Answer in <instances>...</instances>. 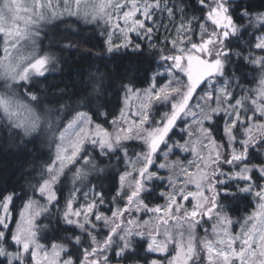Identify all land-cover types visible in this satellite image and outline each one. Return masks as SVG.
Instances as JSON below:
<instances>
[{"label": "snow or ice", "instance_id": "snow-or-ice-1", "mask_svg": "<svg viewBox=\"0 0 264 264\" xmlns=\"http://www.w3.org/2000/svg\"><path fill=\"white\" fill-rule=\"evenodd\" d=\"M196 3L0 0L5 144L49 145L0 192V264H264V4ZM70 51L97 63L67 94Z\"/></svg>", "mask_w": 264, "mask_h": 264}, {"label": "trees", "instance_id": "trees-1", "mask_svg": "<svg viewBox=\"0 0 264 264\" xmlns=\"http://www.w3.org/2000/svg\"><path fill=\"white\" fill-rule=\"evenodd\" d=\"M185 6H187L190 14H195L197 16L200 15V12L197 11L199 5L196 3V0H183ZM256 6L264 4V0H254ZM90 34V33H86ZM59 33H57L53 38L59 37ZM75 42V41H74ZM67 43L66 40L61 39V44ZM95 43V41H93ZM45 46L48 44V41H44ZM1 46V45H0ZM89 45L84 44L81 47H88ZM59 45H57L53 50L58 51ZM2 54V50L0 47V56ZM65 63L62 65L63 72H56L48 76V80L43 82L45 86L56 85L59 88L66 89L67 94H71L73 92H77L79 89L83 88L85 85L81 83V78L78 75L81 71L85 74L84 79H87V72L89 64L95 65L97 62L94 57H86L81 54L70 51L65 52L64 54ZM135 58V54H133ZM150 57H143V59H149ZM112 64L109 62V67ZM94 70V68H93ZM232 64L228 63V71L231 72ZM143 76V72L140 73ZM138 87L145 86L144 82H138ZM53 89L49 87V91L51 92ZM109 97L113 107H118L119 105V95L116 94V90L113 89L109 92ZM67 99V96L65 97ZM8 133L5 129V126L2 121H0V192L15 191L18 194H21V186L23 184V179L21 176L22 171H27L30 169L29 162L35 161L39 162L48 158L49 155V145L47 140L45 139L44 134H41V138L34 140L32 143L27 145V149L23 153H18L16 149L8 147L5 142L7 140ZM41 139H44V143H41ZM54 146V145H53ZM52 146V153L54 147ZM68 187H71L69 185ZM66 194V192H65ZM21 200H16L17 207L20 206ZM235 212L233 217L244 213L246 209L251 207L250 199L249 201H237L234 202ZM44 222V221H41Z\"/></svg>", "mask_w": 264, "mask_h": 264}, {"label": "rangeland", "instance_id": "rangeland-1", "mask_svg": "<svg viewBox=\"0 0 264 264\" xmlns=\"http://www.w3.org/2000/svg\"><path fill=\"white\" fill-rule=\"evenodd\" d=\"M161 31H163V30H161ZM48 41V40H47ZM1 46V50H2V44H0ZM47 46V45H46ZM3 55V51H2V54H1V56ZM159 107V106H158ZM42 134H44V135H46V133H42ZM54 147V149H53V154H54V151H55V146H53ZM161 203H163V201H160ZM251 210V209H250ZM244 213H242V214H240V215H243ZM234 219H235V217H233Z\"/></svg>", "mask_w": 264, "mask_h": 264}]
</instances>
